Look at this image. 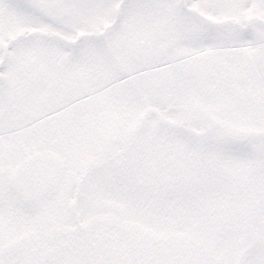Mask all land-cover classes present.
Listing matches in <instances>:
<instances>
[{"label":"snow or ice","instance_id":"snow-or-ice-1","mask_svg":"<svg viewBox=\"0 0 264 264\" xmlns=\"http://www.w3.org/2000/svg\"><path fill=\"white\" fill-rule=\"evenodd\" d=\"M0 264H264V0H0Z\"/></svg>","mask_w":264,"mask_h":264}]
</instances>
